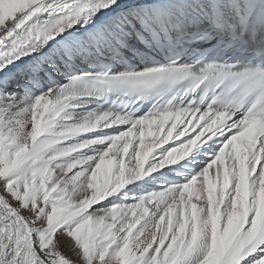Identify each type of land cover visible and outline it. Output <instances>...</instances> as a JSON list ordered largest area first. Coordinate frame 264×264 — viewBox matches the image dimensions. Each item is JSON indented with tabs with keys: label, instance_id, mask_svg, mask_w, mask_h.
I'll return each instance as SVG.
<instances>
[{
	"label": "snow or ice",
	"instance_id": "6c2138e0",
	"mask_svg": "<svg viewBox=\"0 0 264 264\" xmlns=\"http://www.w3.org/2000/svg\"><path fill=\"white\" fill-rule=\"evenodd\" d=\"M0 264H264V0H0Z\"/></svg>",
	"mask_w": 264,
	"mask_h": 264
}]
</instances>
